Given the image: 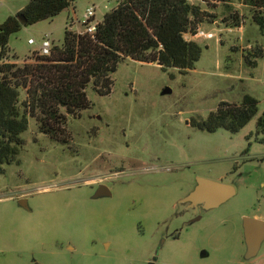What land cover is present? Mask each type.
<instances>
[{"label": "rangeland", "instance_id": "1", "mask_svg": "<svg viewBox=\"0 0 264 264\" xmlns=\"http://www.w3.org/2000/svg\"><path fill=\"white\" fill-rule=\"evenodd\" d=\"M120 2L77 0L73 10L13 34L8 59L35 63L45 35L61 46L68 25L83 30L77 20L87 8L98 7L102 22ZM190 2L212 16L199 37L187 36L204 48L195 70L181 75L128 59L113 75L110 95L88 89L91 108L68 117L59 138L42 134L30 120L18 163L0 173V264H264V245L247 259L245 234L247 218H264V145L256 136L264 112V57L256 68L245 62L249 52L264 50V35L254 9L241 0ZM28 3L0 0V24ZM231 14L242 17L241 28L226 26ZM246 95L259 102V112L239 133L191 125ZM199 178L231 185L236 195L208 213L219 220L197 221L172 240L168 233L183 220L168 219L183 212L181 200ZM98 183L111 185L115 196L93 199ZM24 198L33 212L17 205ZM67 242L76 251L64 250Z\"/></svg>", "mask_w": 264, "mask_h": 264}, {"label": "trees", "instance_id": "2", "mask_svg": "<svg viewBox=\"0 0 264 264\" xmlns=\"http://www.w3.org/2000/svg\"><path fill=\"white\" fill-rule=\"evenodd\" d=\"M77 0H29L19 15L0 24V173L18 163L24 145L22 135L30 120L42 134L57 139L65 133L68 117H79L91 108L88 89L108 96L113 75L128 59L156 64L165 72L176 70L187 75L195 70L203 46L187 36H197L200 25L210 16L188 0H121L106 13L96 33L78 35L65 29L64 42L54 46L50 56L34 53L33 64H17L8 59L9 40L24 27L51 20L74 6ZM235 0H203L231 3ZM254 9L252 19L264 35V0H241ZM23 15L25 22L19 19ZM229 28H241L243 19L231 14L224 20ZM264 57V50L245 55L250 68ZM17 60V58H15ZM171 79L175 74H170ZM259 112V102L249 95L237 104L222 102L205 120L191 125L215 133L232 134L244 129ZM257 140L264 145V112L257 119Z\"/></svg>", "mask_w": 264, "mask_h": 264}, {"label": "water", "instance_id": "3", "mask_svg": "<svg viewBox=\"0 0 264 264\" xmlns=\"http://www.w3.org/2000/svg\"><path fill=\"white\" fill-rule=\"evenodd\" d=\"M19 19L23 22L26 21L23 15H20ZM110 193V189L107 186L102 185L96 191L93 198L100 199L103 197H109ZM235 195L236 189L231 185L199 178L194 191L183 199L182 202H189L193 205L201 204L206 209H215L228 202ZM27 201V199H21L19 201V206L27 209ZM245 234L249 249L247 258H250L257 254L259 245L264 240V221L247 218ZM250 253L256 254L250 255ZM202 256H207V253L203 252Z\"/></svg>", "mask_w": 264, "mask_h": 264}, {"label": "flooded vegetation", "instance_id": "4", "mask_svg": "<svg viewBox=\"0 0 264 264\" xmlns=\"http://www.w3.org/2000/svg\"><path fill=\"white\" fill-rule=\"evenodd\" d=\"M102 185H105L107 186L111 193L109 195V197H103V198H113L115 196L114 194V190L113 188L111 187V185L107 184V183H98V184H93L92 186H95L97 187V190L99 189L100 186ZM197 184L195 185L194 189L196 188ZM193 189V191H194ZM96 190V191H97ZM96 193V192H95ZM189 194L185 195L183 197V199H185ZM24 199H27V198H24ZM94 199V198H93ZM21 200V199H20ZM17 202V205L19 206V201ZM27 205H28V208H23V207H20L22 210H25L26 212H33V209L30 207V200L27 199ZM182 201V200H181ZM182 203V206H183V212L179 215V216H176V217H172V218H169L168 220H183L182 222V226L179 228V229H174L172 232L168 233V236L172 239V240H178L180 237H181V232L185 229H188V227L191 225V224H194L196 223L197 221H202V220H219L217 218H214V217H209L208 216V213L212 210V209H206L203 205L201 204H195L193 205L192 203H189V202H181ZM64 250H69L71 252H74L76 251V248L72 245V242H67V244H65V246L62 247ZM208 256V254H207ZM152 263V262H151ZM149 263V264H151ZM32 264H37L35 260H33Z\"/></svg>", "mask_w": 264, "mask_h": 264}, {"label": "built area", "instance_id": "5", "mask_svg": "<svg viewBox=\"0 0 264 264\" xmlns=\"http://www.w3.org/2000/svg\"><path fill=\"white\" fill-rule=\"evenodd\" d=\"M190 1V0H188ZM97 9L98 7L96 6H91L89 8H87V10L85 11L82 20H77V23L81 25V28H83V30H79V31H75L74 30V25L76 23H72L71 25H68V27H70L69 29H71V31L75 32L78 35H94L97 31V28L99 26V24L101 23L100 21L97 20L96 15H97ZM200 36V34H198ZM197 35V36H198ZM201 36L205 39L207 38H211L212 35L206 34V33H202ZM29 43L35 44L34 40H30ZM53 49V45H52V41L50 40V35H45L41 46L39 48V54L41 56H50L51 52Z\"/></svg>", "mask_w": 264, "mask_h": 264}, {"label": "crops", "instance_id": "6", "mask_svg": "<svg viewBox=\"0 0 264 264\" xmlns=\"http://www.w3.org/2000/svg\"><path fill=\"white\" fill-rule=\"evenodd\" d=\"M70 9L73 10L74 7L72 6ZM68 10H69V9H68ZM215 27L217 28L216 31H218V32L221 31L220 28H219V26H218V24H216ZM202 30H203V29L200 28V32H202ZM198 37H199V35H198ZM194 41H195V40H194ZM256 219H257V220L264 221V218H263V217H256ZM263 245H264V240L260 243L259 248H258V251H257V254L254 255V256H252V257H250V258H247V259H248L249 261L255 259V258L258 256V254L260 253V251H261ZM247 251H248V246H247ZM254 264H257V263H254Z\"/></svg>", "mask_w": 264, "mask_h": 264}]
</instances>
